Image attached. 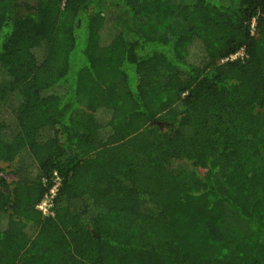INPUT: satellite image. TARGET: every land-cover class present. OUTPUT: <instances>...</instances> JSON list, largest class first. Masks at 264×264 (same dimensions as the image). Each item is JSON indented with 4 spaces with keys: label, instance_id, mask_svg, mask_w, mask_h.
Wrapping results in <instances>:
<instances>
[{
    "label": "trees",
    "instance_id": "16d2710c",
    "mask_svg": "<svg viewBox=\"0 0 264 264\" xmlns=\"http://www.w3.org/2000/svg\"><path fill=\"white\" fill-rule=\"evenodd\" d=\"M0 165V264H264V0H0Z\"/></svg>",
    "mask_w": 264,
    "mask_h": 264
},
{
    "label": "built area",
    "instance_id": "2783aa9c",
    "mask_svg": "<svg viewBox=\"0 0 264 264\" xmlns=\"http://www.w3.org/2000/svg\"><path fill=\"white\" fill-rule=\"evenodd\" d=\"M239 56L243 57L244 52H241L239 55L233 56L232 59L239 58ZM59 181V180H58ZM58 184L51 190V194L46 196L45 199L39 205V209L44 216H53V203L52 198L57 189Z\"/></svg>",
    "mask_w": 264,
    "mask_h": 264
},
{
    "label": "rangeland",
    "instance_id": "374dc122",
    "mask_svg": "<svg viewBox=\"0 0 264 264\" xmlns=\"http://www.w3.org/2000/svg\"><path fill=\"white\" fill-rule=\"evenodd\" d=\"M0 167H2V165H0ZM1 176H4L7 181L12 182L14 180V176H12L11 174H9V171L6 172H1L0 174Z\"/></svg>",
    "mask_w": 264,
    "mask_h": 264
}]
</instances>
